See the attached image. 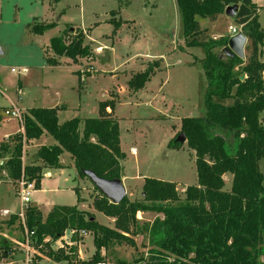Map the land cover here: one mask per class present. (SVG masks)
<instances>
[{"label":"trees","instance_id":"16d2710c","mask_svg":"<svg viewBox=\"0 0 264 264\" xmlns=\"http://www.w3.org/2000/svg\"><path fill=\"white\" fill-rule=\"evenodd\" d=\"M175 3L184 46L200 47L203 52L197 61L205 80L201 100L204 113L183 118L179 130L194 151L196 183L188 185L181 197L173 182L147 178L142 185V199L129 200L125 196L117 204L94 187L98 195L93 198V206L114 219L113 227L99 223L91 213L78 208L81 199L77 187L75 205L53 206L45 218L36 205L29 204L24 219L27 229L35 231L34 244L46 236H63L66 230L71 231L75 240L81 232L93 235L95 251L89 260L75 262L77 251L71 247L67 253L50 252L57 261L98 264L104 262L102 248L122 242L134 245L132 236L140 234L149 240L148 254L137 258L135 264H264V186L259 168L264 154V63L258 51L264 44V31L257 7L252 0ZM228 5L237 6L233 21L248 40L245 58L223 54L229 35L208 37L207 29L198 21H217ZM53 26V22L34 19L31 31L42 34ZM71 29L52 37L50 47L54 55L76 61L88 56L91 50L84 43L82 29ZM48 60L57 63L54 58ZM158 65V61L151 62L132 75L129 88H142ZM114 104L115 101L102 100L97 117H73L61 123L56 107L28 108L23 113V133L0 142V154L6 157L0 164V178L4 170L10 180L17 182L22 177L39 189L43 169L61 167L63 152L70 155L81 177H86L83 170H92L104 179L121 178V160L125 155L120 149L118 121L110 113ZM1 111L2 108L0 122ZM43 133L52 136L56 143L39 146L35 159L24 165L23 143ZM182 144L170 142L173 147ZM225 173L232 177L229 189L224 188ZM147 211L154 212L156 217L150 224L139 225L136 213ZM15 222L22 227L17 215L7 220V224ZM11 252L10 242L1 238L0 263L10 258Z\"/></svg>","mask_w":264,"mask_h":264},{"label":"rangeland","instance_id":"374dc122","mask_svg":"<svg viewBox=\"0 0 264 264\" xmlns=\"http://www.w3.org/2000/svg\"><path fill=\"white\" fill-rule=\"evenodd\" d=\"M255 1L260 6L258 21L264 29V0ZM34 19L53 22L54 26L35 34L31 31ZM226 19L199 21L208 37L217 39L229 25ZM67 28L82 29L84 43L91 50L77 62L54 55L50 47V39ZM182 39L175 0H0V107L12 101L25 113L32 106L54 105L63 122L73 117H97L100 101H115L113 117L118 121L120 149L125 155L121 164L126 197L142 199V185L147 178L173 182L183 197L184 189L196 183L195 155L186 141L179 147L170 142L179 134L183 118L203 115L205 80L195 59L202 56V49L190 47L183 51ZM48 58L57 63L51 64ZM193 60L196 62L190 64ZM154 61L159 65L144 86L136 91L130 89L132 75ZM2 118L5 121L1 122L0 138L4 131L19 129L15 119ZM55 143L50 135L24 142L22 163L28 161L26 156L32 159L41 144ZM0 160L5 161L4 154H0ZM61 160L66 165L64 169L49 168L55 170H51L50 177L43 176L41 189L30 191V204L40 206L45 218L50 206L75 205L77 187L81 199L78 208L91 213L99 223L113 227L114 219L93 206V198L98 195L93 184L77 173L67 152H63ZM259 168L264 186V154ZM223 178L224 188L229 189V174ZM17 186L18 181L10 180L1 171L0 216L3 209L12 214L20 211ZM1 217L0 239H7L12 249L11 257L2 262L25 264L27 252L21 244L24 229L17 222L4 223ZM155 217L150 211L136 213L139 225L150 224ZM72 237L69 230L57 238L46 236L28 251L29 256L35 264H66L49 253H67L73 247L77 251L75 262L89 260L95 251L93 235L81 232L78 240ZM132 239L134 245L122 242L102 248L101 263L135 264L137 258L147 256L148 238L138 234Z\"/></svg>","mask_w":264,"mask_h":264},{"label":"water","instance_id":"95a60500","mask_svg":"<svg viewBox=\"0 0 264 264\" xmlns=\"http://www.w3.org/2000/svg\"><path fill=\"white\" fill-rule=\"evenodd\" d=\"M237 6L228 5L225 7L224 13L230 17L235 15ZM246 36L239 31L238 33L229 36L227 45L222 48V53L230 57L236 55L238 57L244 58V46L246 42ZM244 75L240 76L242 80ZM185 135L180 132L174 139V142L183 143L185 141ZM83 173L93 184L94 187L98 189L106 198H108L112 203H119L125 196L126 190L120 178L114 179H104L97 176L92 170H83ZM93 219V217L91 218Z\"/></svg>","mask_w":264,"mask_h":264},{"label":"built area","instance_id":"2783aa9c","mask_svg":"<svg viewBox=\"0 0 264 264\" xmlns=\"http://www.w3.org/2000/svg\"><path fill=\"white\" fill-rule=\"evenodd\" d=\"M228 31L231 36V35L238 33L240 29H238L236 26L229 25ZM1 113H2V116L7 117L8 119H15L19 124V128H20L19 132L23 133V112L17 105L10 103L9 106L2 109ZM32 189H34L33 183L30 181H26L24 180V178L21 177V179L18 181V186L16 188V193L19 195V199H20L21 209L15 215H17V217L19 218L20 224L22 228L24 229V237L21 241V244L23 245V247L25 248L27 252L25 264H35L33 263V258L29 256V252H28L30 249H32L35 246L34 244L36 242L35 231L33 229L32 230L27 229L26 224H25V219H24L25 209L30 204L29 193ZM2 214L6 216H10L12 213H10L8 209H4L2 211ZM0 264H4V263L1 262ZM98 264H104V263L100 262Z\"/></svg>","mask_w":264,"mask_h":264},{"label":"crops","instance_id":"0c3cea01","mask_svg":"<svg viewBox=\"0 0 264 264\" xmlns=\"http://www.w3.org/2000/svg\"><path fill=\"white\" fill-rule=\"evenodd\" d=\"M252 2L256 5V7H257V14H258V19H259V13H260V6L257 4V2L255 1V0H252ZM226 18H228V23H229V25H233V26H236L238 29H240V26L239 25H236L235 23H234V21H233V17H230V16H228V15H226L225 13H223L222 15H220L219 16V18H218V20H217V22L218 21H223V20H227ZM200 19H202V20H204L205 18H199L198 19V21L200 20ZM206 20V19H205ZM199 23L201 24V22L199 21ZM214 23V22H213ZM260 24V23H259ZM228 25V26H229ZM228 26L226 27V29H225V32H219L218 33V35H217V38H219L220 36H222V35H225V34H228L229 36H230V34H229V31H228ZM261 26V25H260ZM261 28H262V26H261ZM262 30L264 31V29L262 28ZM183 40V39H182ZM247 42H248V40L246 39V42H245V46H244V58H245V56L248 54V51H246V45H247ZM182 46H183V49H181V50H185V51H188V49H190V47H185L184 46V42L182 41ZM96 52L97 51H99V47L95 50ZM260 52H259V59H260V61H262L263 63H264V46L259 50ZM203 57V54H202V56H196V60L197 59H199V58H202ZM78 60V59H77ZM77 60L75 61V62H77ZM192 63H195L194 62V60L190 63V64H192ZM262 77H263V81H264V70H263V73H262ZM11 103H13V104H15V105H17L16 103H14V102H12L11 101ZM18 106V105H17ZM5 107H7V106H1L0 108H5ZM32 107H58V106H54V105H48V106H32ZM61 108H64V105H62L61 106ZM26 112V111H25ZM108 112H110V109L108 108ZM112 116H113V111H112ZM57 117H58V122L59 123H61L60 122V120H59V116H58V109H57ZM68 120V119H67ZM5 120L2 118V120H1V122H4ZM1 122H0V126H1ZM7 122H9V124H10V122L11 121H7ZM20 131V128L19 129H16L15 131H13V132H11V133H7V131H4L3 132V134H2V136H1V138H0V142L1 141H3L4 139H9L10 138V136H13L14 134H16V133H18ZM44 135H49V134H47V133H43L40 137H43ZM33 140V139H32ZM32 140H30V141H28L29 143H31V141ZM41 145H47V144H41ZM49 145H52V144H49ZM134 148H131V152H134ZM23 151H24V149H23ZM27 152V151H26ZM63 154V153H62ZM61 154V155H62ZM70 156V155H69ZM24 158V157H23ZM26 158H27V160L28 161H26L25 163L27 164H29V163H31L34 159H35V154H34V156L32 157V159H28V157L26 156ZM26 158H25V160H26ZM71 158V157H70ZM5 160H6V157H5ZM71 160H72V158H71ZM0 163H3V161H1L0 160ZM23 163H24V161H23ZM60 163H61V167H62V169H64V166H66L63 162H62V160H61V156H60ZM122 165V164H121ZM123 166V165H122ZM45 169V171H43V173H45L44 175L42 174V178H41V181H40V188L39 189H41V187H42V184H43V176H47V177H50L51 176V170H55V169H49V168H47V167H45L44 168ZM43 169V170H44ZM62 169H57L56 171H58V170H62ZM229 174V173H228ZM229 176H230V180H231V174H229ZM223 177H224V175H223ZM121 181H122V184L124 183L125 184V181H126V176L124 175V173H123V171H122V175H121ZM224 179V178H223ZM225 180V179H224ZM225 182V181H224ZM231 183V182H230ZM123 184V185H124ZM125 187V186H124ZM38 208H40V206H38V205H36ZM53 207V206H52ZM51 206L50 207H48V209L46 210L47 212H46V214L49 212V210L52 208ZM4 210V209H3ZM39 210H42L41 208L39 209ZM42 213V212H41ZM12 215H15V214H11L10 216H6V215H1L0 217H1V219L3 218V219H5V221H4V223H7V220H9L10 219V217L12 216ZM42 215H43V213H42Z\"/></svg>","mask_w":264,"mask_h":264}]
</instances>
